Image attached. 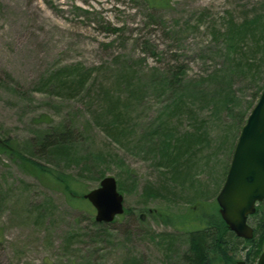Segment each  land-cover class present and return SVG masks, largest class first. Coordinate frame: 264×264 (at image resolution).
Segmentation results:
<instances>
[{"label": "rangeland", "instance_id": "rangeland-1", "mask_svg": "<svg viewBox=\"0 0 264 264\" xmlns=\"http://www.w3.org/2000/svg\"><path fill=\"white\" fill-rule=\"evenodd\" d=\"M263 85L264 0H0V144L25 155L0 151V264H184L172 220L218 207ZM107 176L126 213L94 224L63 185Z\"/></svg>", "mask_w": 264, "mask_h": 264}, {"label": "water", "instance_id": "water-1", "mask_svg": "<svg viewBox=\"0 0 264 264\" xmlns=\"http://www.w3.org/2000/svg\"><path fill=\"white\" fill-rule=\"evenodd\" d=\"M95 209V221L109 224L125 212L124 198L114 177L102 179L98 188L84 194ZM219 213L239 238L251 240L248 218L264 202V89L247 117L234 148L224 184L216 198ZM237 264H246L240 260ZM257 264H264V252Z\"/></svg>", "mask_w": 264, "mask_h": 264}, {"label": "trees", "instance_id": "trees-1", "mask_svg": "<svg viewBox=\"0 0 264 264\" xmlns=\"http://www.w3.org/2000/svg\"><path fill=\"white\" fill-rule=\"evenodd\" d=\"M178 81V79L173 80V82ZM173 82H169L170 87H173ZM263 89L264 85L260 88L259 97ZM253 107L254 105L243 115L241 129ZM44 133L40 140L46 150L49 148L53 150L67 148L75 138V131L72 128L58 130L56 133ZM51 137H53V140L50 139ZM5 141L3 140L4 143L0 144V151H8L10 154L14 152L17 157L25 160L24 152H16L18 150L13 149L9 142L5 143ZM32 165L41 166L39 163H32ZM40 171L45 170L42 168ZM63 191L73 208L83 210L82 205L88 202L84 199V194L81 195L74 186L67 182L63 185ZM205 202H207L205 197L197 199L188 208L186 214L178 217L175 222L172 220V225L177 229L183 230V233L189 239V249L183 257L184 264H236L238 261L237 257L242 251L246 252L245 259L248 264L257 260L264 246V202L258 204L256 213L249 217V223L252 224L251 226H253L255 231L254 238L251 240L237 237L223 221L216 204L207 206ZM198 203L201 204L200 209H196ZM88 212L92 214V212ZM165 221L168 222L167 219ZM94 224L99 223L95 221ZM189 224H192L193 227H189Z\"/></svg>", "mask_w": 264, "mask_h": 264}]
</instances>
